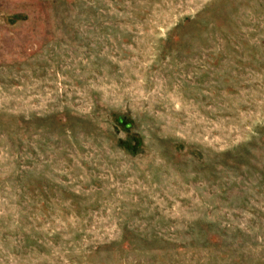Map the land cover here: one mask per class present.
<instances>
[{
    "label": "rangeland",
    "instance_id": "1",
    "mask_svg": "<svg viewBox=\"0 0 264 264\" xmlns=\"http://www.w3.org/2000/svg\"><path fill=\"white\" fill-rule=\"evenodd\" d=\"M0 264H264V0H0Z\"/></svg>",
    "mask_w": 264,
    "mask_h": 264
}]
</instances>
